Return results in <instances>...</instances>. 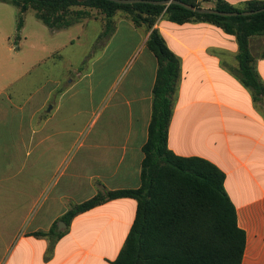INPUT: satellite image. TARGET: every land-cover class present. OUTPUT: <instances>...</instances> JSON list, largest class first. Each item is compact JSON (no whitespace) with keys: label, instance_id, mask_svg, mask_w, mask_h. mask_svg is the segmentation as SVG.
Segmentation results:
<instances>
[{"label":"crops","instance_id":"crops-1","mask_svg":"<svg viewBox=\"0 0 264 264\" xmlns=\"http://www.w3.org/2000/svg\"><path fill=\"white\" fill-rule=\"evenodd\" d=\"M249 1L226 0L239 9ZM10 7L0 2V264H113L137 200L107 201L69 224L62 218L99 192L141 186L159 67L146 44L150 32L125 12L113 16L114 31L101 40L106 22L96 18L52 31L34 11L40 22H31L28 11L14 45ZM154 28L180 60L168 147L225 173L247 237L242 264H264V95L255 101L237 77L234 35L208 22L178 24L167 14ZM250 51L264 85V36L251 37ZM53 59L61 77L29 82Z\"/></svg>","mask_w":264,"mask_h":264},{"label":"trees","instance_id":"trees-1","mask_svg":"<svg viewBox=\"0 0 264 264\" xmlns=\"http://www.w3.org/2000/svg\"><path fill=\"white\" fill-rule=\"evenodd\" d=\"M179 1L204 7L197 0ZM213 1L212 8L222 12L264 8V0L249 1L243 9L229 5L226 0ZM0 2L19 10L17 39L28 11H34L50 30L58 31L89 17L86 10H72V7L99 9L106 17L101 40H107L114 31L112 18L115 13L125 11L135 26L147 27L150 35L146 44L158 60L149 136L143 147L141 186L138 189L99 192L68 211L62 220L69 224L77 215L107 201L133 198L138 202L136 218L126 244L113 264H242L247 237L238 225L235 206L225 191V173L206 159L178 156L168 147L173 98L180 80V60L154 26L163 14H167L170 21L178 24L208 22L234 35L239 45L236 75L252 91L253 99L260 101L264 85L252 65L254 58L250 51V39L264 36V12L224 17L198 14L175 4L168 7L123 5L108 0Z\"/></svg>","mask_w":264,"mask_h":264},{"label":"rangeland","instance_id":"rangeland-1","mask_svg":"<svg viewBox=\"0 0 264 264\" xmlns=\"http://www.w3.org/2000/svg\"><path fill=\"white\" fill-rule=\"evenodd\" d=\"M199 3L201 5H205L204 7H207L206 3L203 1V0H200ZM213 3L215 4V1H213ZM11 10H13L15 12V20L14 22H17L18 23V16H19V10L15 7H10ZM72 10H86L87 12H89V17L87 19H93V18H96L98 22H103V25L105 24L104 22H106V17H105V13H103L102 11H100L99 9H96V8H87V7H83V6H76V7H72L71 8ZM119 13H125V11H122V10H119L117 11L115 14H119ZM30 18H31V22H40L36 19L35 15H34V12L33 11H29V15H28ZM85 20V19H84ZM41 26H43V28H46L44 27V25L42 23H40ZM96 27V29L98 30L99 28V24H95L94 25ZM48 30V29H47ZM96 30V31H97ZM95 35V31L94 30H91L90 33H88V38L90 39V36H94ZM17 33L13 36L12 38V43L14 45H17L19 43V39H17ZM92 40V39H90ZM88 43V42H86ZM95 46L98 45L101 46L102 44L101 43H98V40L95 42ZM87 46H90V44L88 43ZM255 52L256 54H259L260 52H262V43H260L258 40L255 42ZM87 49V47H81L80 48V51L82 50H85ZM54 59L53 61L51 60L49 63H47L43 69H42V72L41 71H36L32 74L31 77H29V82H32V84H36V83H39L41 81H48V82H52L54 80H56V78H59L61 77V67L59 68V63L56 65H54ZM60 224H62V221H60L58 223V227H60ZM52 230V233L53 232H56L57 231V225L54 224L53 227L51 228ZM52 239L54 238V236H50Z\"/></svg>","mask_w":264,"mask_h":264},{"label":"water","instance_id":"water-1","mask_svg":"<svg viewBox=\"0 0 264 264\" xmlns=\"http://www.w3.org/2000/svg\"><path fill=\"white\" fill-rule=\"evenodd\" d=\"M110 2H114L116 4H123V5H127V4H151V5H156V6H165L168 7L170 5H180L184 8H186L187 10L196 12L198 14H214V15H219V16H224V17H234V16H250V15H255L261 12H264V8L259 9V10H255V11H245V12H222V11H218L216 9L213 8H207V7H195L191 4H187L184 3L182 1L179 0H108ZM63 224V222H62ZM64 225V224H63ZM61 226V224H60ZM59 229H61L59 227Z\"/></svg>","mask_w":264,"mask_h":264},{"label":"built area","instance_id":"built-area-1","mask_svg":"<svg viewBox=\"0 0 264 264\" xmlns=\"http://www.w3.org/2000/svg\"><path fill=\"white\" fill-rule=\"evenodd\" d=\"M198 2L200 1V0H197ZM208 1H212V0H208Z\"/></svg>","mask_w":264,"mask_h":264}]
</instances>
